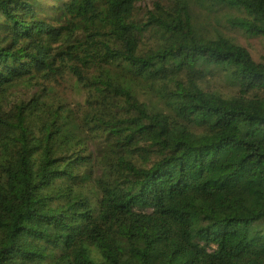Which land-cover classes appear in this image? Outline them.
Wrapping results in <instances>:
<instances>
[{"label": "trees", "instance_id": "1", "mask_svg": "<svg viewBox=\"0 0 264 264\" xmlns=\"http://www.w3.org/2000/svg\"><path fill=\"white\" fill-rule=\"evenodd\" d=\"M0 264H264V0H0Z\"/></svg>", "mask_w": 264, "mask_h": 264}, {"label": "rangeland", "instance_id": "2", "mask_svg": "<svg viewBox=\"0 0 264 264\" xmlns=\"http://www.w3.org/2000/svg\"><path fill=\"white\" fill-rule=\"evenodd\" d=\"M202 12H203L204 16L209 17L211 26H214L217 29H220L226 33H229V35H231L235 38H238L243 45H245L248 49H250L253 52L255 57L259 54L260 46L256 42L250 41L245 35H243L239 31H237L236 28L234 29L233 27L227 26L226 20L222 15H219L221 20L214 22L212 20L213 16L218 15V14H213L212 12H210L206 9H202ZM198 20L201 24L202 21L200 19H198ZM66 86H67V83H61L60 85H58L57 89L58 90H66ZM214 86L217 88H220L219 83H215Z\"/></svg>", "mask_w": 264, "mask_h": 264}]
</instances>
